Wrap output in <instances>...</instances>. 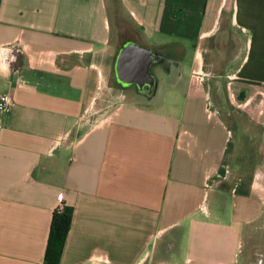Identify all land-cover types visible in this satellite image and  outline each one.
<instances>
[{
  "label": "crops",
  "instance_id": "1",
  "mask_svg": "<svg viewBox=\"0 0 264 264\" xmlns=\"http://www.w3.org/2000/svg\"><path fill=\"white\" fill-rule=\"evenodd\" d=\"M136 53L148 74L133 72ZM217 69L241 70V91L264 82V0H0V93L13 98L0 111V264H47L61 203L73 215L58 264H179L172 249L185 264L237 262V224L264 211V185L237 170H264L245 144L262 110L249 96L210 110L200 73ZM109 90L119 103L87 124ZM167 91L203 99L214 126L194 103L168 108ZM241 117L255 129L242 139ZM241 140L247 162L233 167Z\"/></svg>",
  "mask_w": 264,
  "mask_h": 264
},
{
  "label": "rangeland",
  "instance_id": "2",
  "mask_svg": "<svg viewBox=\"0 0 264 264\" xmlns=\"http://www.w3.org/2000/svg\"><path fill=\"white\" fill-rule=\"evenodd\" d=\"M234 53L226 54L225 52H219V59H222L223 57H229L233 56ZM237 57L238 55L235 54ZM209 72L206 75L205 73ZM203 74L204 79L207 78L206 82L209 83V86H207V89H209V92L211 91V99L212 105L210 106L212 108H217L221 111H227L229 109V102H239L243 100L246 96L251 98L252 108L257 110H262V117L261 120H263V125H261V128L256 129V131H259L260 134L256 137H252L251 134H246V137H250V142L245 141L246 147L252 150V156L254 155H261L264 153V82H251L253 84H249L244 88L243 91H241L242 85V79L243 74L241 70H224V69H217L213 71H205ZM112 90H109V93L105 95L102 99L105 101H98L97 103V111L93 112L89 116V121L87 124H94L101 121L107 120V115L110 114L113 109L116 107V105L119 103L116 94H111ZM173 91V90H168ZM165 92L166 93V101L165 104H168V108L172 109H180L183 108L185 112L188 110L189 105L194 102H189L188 95L185 93L180 92ZM113 92V91H112ZM188 96V97H187ZM216 96L218 99H216ZM165 99V94H164ZM201 99V98H200ZM197 98L196 103H194V108L197 110L198 113H200L199 119L202 120V126L204 128H209L214 126V121L216 117H212L211 122L210 117L208 116L209 109L204 107V100ZM211 112V111H210ZM211 114V113H210ZM222 122H225L227 120L228 115L221 114ZM209 117V118H208ZM237 121L240 123H236V126L238 125V135L241 136V139L243 138V135L247 132H251L250 130L254 131L255 129H246V131L243 129V125H245V120L241 117L238 118ZM245 137V138H246ZM247 140V139H246ZM217 142L222 141V137H220L217 134L216 138ZM223 142V141H222ZM221 142V144H222ZM242 140L238 141L237 144H235L234 148V155L231 158V164L233 167L244 165L247 161L242 156H244V147L242 146ZM244 154V155H243ZM246 156V155H245ZM257 168V169H255ZM241 171H250L249 176H252L253 179V187L256 188H262L264 185V170L263 168L260 169V167H257V165H253L250 163H247L241 169H237ZM233 171H231L230 179L233 178ZM236 173V172H235ZM262 184V185H261ZM221 186H224L223 184H220ZM264 188H262L261 193H264ZM215 191L210 192V198L209 200H212L213 195ZM233 198L230 195H227L225 199H219L217 201V206L220 205V207H224L227 211H230L231 203ZM223 212L220 215L224 217L225 219H228L229 215L227 212ZM238 230L241 233L239 244L237 247V253H236V261L234 264H264V211L263 213L255 220L243 224H237ZM167 237H164L166 240ZM172 258H176L179 260V264H185L183 259V250H173L169 252ZM213 264H221L218 261L213 262Z\"/></svg>",
  "mask_w": 264,
  "mask_h": 264
},
{
  "label": "trees",
  "instance_id": "3",
  "mask_svg": "<svg viewBox=\"0 0 264 264\" xmlns=\"http://www.w3.org/2000/svg\"><path fill=\"white\" fill-rule=\"evenodd\" d=\"M62 207L55 208L52 212L50 231L45 253L47 264H58L63 245L70 229L73 207L61 203Z\"/></svg>",
  "mask_w": 264,
  "mask_h": 264
},
{
  "label": "water",
  "instance_id": "4",
  "mask_svg": "<svg viewBox=\"0 0 264 264\" xmlns=\"http://www.w3.org/2000/svg\"><path fill=\"white\" fill-rule=\"evenodd\" d=\"M129 44H131V43H125L124 45H123V47L120 49V51H119V53H118V55H117V59H116V66L117 67H121L123 64H124V61H125V59L127 58V51L125 50L126 49V46L127 45H129ZM139 49L140 50H147V49H145V47H142V46H140L139 45ZM139 52H141V51H139ZM138 54L139 53H136V54H134V55H132L131 56V60L132 59H134V62H132L131 63V67L133 68V72L134 73H136V72H139V70H141V68L143 67V72H144V75H145V73H147L148 74V68H149V66L147 67V64L149 65L150 64V62L149 61H151V59L152 58H147V59H145L144 60V62H143V66L141 65V63H138L137 61H136V57L138 56ZM149 60V61H148ZM133 61V60H132ZM146 68H147V72H146ZM148 81H150V80H148Z\"/></svg>",
  "mask_w": 264,
  "mask_h": 264
},
{
  "label": "built area",
  "instance_id": "5",
  "mask_svg": "<svg viewBox=\"0 0 264 264\" xmlns=\"http://www.w3.org/2000/svg\"><path fill=\"white\" fill-rule=\"evenodd\" d=\"M13 106V98L9 92H1L0 93V111L4 113L10 112ZM61 208L62 205L60 204Z\"/></svg>",
  "mask_w": 264,
  "mask_h": 264
}]
</instances>
